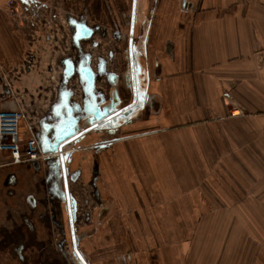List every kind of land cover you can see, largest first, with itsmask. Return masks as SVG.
I'll list each match as a JSON object with an SVG mask.
<instances>
[{
  "label": "crops",
  "instance_id": "crops-1",
  "mask_svg": "<svg viewBox=\"0 0 264 264\" xmlns=\"http://www.w3.org/2000/svg\"><path fill=\"white\" fill-rule=\"evenodd\" d=\"M8 1L0 0L1 92L7 91L8 77L24 70L26 52L35 43L25 24L62 7L57 0H17L9 10ZM188 2L190 7L179 0L159 1L150 32L139 22L141 64L148 63L154 73L146 57L154 51L162 62L160 73L149 80L141 77L143 89L155 99L116 135L106 130L86 135L85 146L104 141L106 148L87 162L78 160L73 167L82 169L77 183L94 179L124 199L123 207L131 203L124 208L126 219L142 235L140 222L151 220L143 210L161 206V220L170 198H185L188 172L195 174L193 196L201 187V173H208L215 192L208 204L240 205L239 214L229 209L227 220L256 221L264 245V0ZM235 109L240 114L233 115ZM7 160L0 154V166H5L1 184L15 172L19 180L14 194L43 198L45 184L38 179L47 172L46 165ZM13 200H0V237L10 234L3 225L5 207L23 205L21 198ZM10 259L8 251L0 249V264H11Z\"/></svg>",
  "mask_w": 264,
  "mask_h": 264
},
{
  "label": "flooded vegetation",
  "instance_id": "flooded-vegetation-1",
  "mask_svg": "<svg viewBox=\"0 0 264 264\" xmlns=\"http://www.w3.org/2000/svg\"><path fill=\"white\" fill-rule=\"evenodd\" d=\"M57 1L62 6L60 12L63 14L54 18L61 20L65 28L67 51L55 65L53 88H50L55 96L48 117L43 121H32V128L39 137L44 134L45 125H50L47 133L53 140L61 119L68 117L62 105L63 93L69 95V104L80 108V111L74 110L73 113L77 117V124L82 130L89 127L85 122L89 114L85 112V106L92 97L88 92V83L80 72L86 64L95 74L94 94L100 108L117 97L121 99V107L130 104L133 101V84L138 82L141 91L145 92V98H148L144 106L152 105L155 96L143 89L141 77L144 75V80H149L155 72L160 73L162 62L154 51L146 56L152 60L154 73L148 63H145V67L141 64V51L137 49L138 24L141 22L150 32L154 19L159 15L158 4L161 0ZM179 1L184 7L191 6L188 0ZM78 24L85 27L86 33L90 31V35L77 41ZM166 50L170 51L169 46ZM66 61L74 63V72L67 80ZM138 66L141 68L139 77ZM156 107L155 104L154 109ZM140 108L133 111L134 115L127 124L124 118H118L120 125L114 133L110 134L108 130L111 129L104 128L100 133H86L79 144L73 142L64 151L69 152V162L65 166L52 163L57 157L55 154L38 160L46 165L47 171L43 174L44 178L41 176L38 179V183L45 184V196L40 197L39 201L35 193L28 194L26 198L14 194L12 189L19 180L18 174H7L0 188V200L8 203L12 197L23 201V205L6 206L3 217V225L6 230L10 229L12 236L0 237V249L8 251L11 264H30L31 261L33 264H161L157 261V255L154 260L153 250H149L146 240L142 239L149 236L148 242H151L150 221L140 222L142 227L138 228L142 235H137L122 211L124 199L111 188H100L94 179L88 183H77L82 169H73L78 160L87 162L106 148L104 141L91 147L85 146L83 143L87 134L100 135L106 130L107 134L116 135L121 126L132 124ZM110 120L112 122L113 118L108 122ZM39 165V170L35 171L37 174L41 163ZM133 198L136 200L138 196ZM121 222H128V229H124Z\"/></svg>",
  "mask_w": 264,
  "mask_h": 264
},
{
  "label": "rangeland",
  "instance_id": "rangeland-1",
  "mask_svg": "<svg viewBox=\"0 0 264 264\" xmlns=\"http://www.w3.org/2000/svg\"><path fill=\"white\" fill-rule=\"evenodd\" d=\"M62 14L61 12L46 14V16L39 14L41 23L37 18L35 21L28 20L24 28L29 29V37L35 41L34 46L30 49L38 58L36 68L22 72V78L12 82V85H15L14 90L7 86V91L1 92L0 87V107L2 105L25 106L27 121L25 120L24 123L45 120L52 106L55 93L50 89L53 88V80H51L46 66L49 63L57 65L66 53V31L64 27H61L64 36L60 41H57L56 38L53 42L54 46L46 45L43 37L47 36L49 29L43 18L49 15L53 18L54 16L62 17ZM30 18L32 19V16ZM13 80H17V78L15 77ZM44 86L49 87L44 90ZM23 132H26L25 128ZM88 141H91V138H88ZM2 155L5 156L7 153ZM36 161H32V164L34 165ZM0 164L3 162L0 161ZM4 167L0 166V173ZM201 174L204 176L201 187L198 186L199 191L193 196L195 188L193 176L195 174L193 170L188 172L186 184L189 186L185 188V198L177 197V201L176 198H170L169 205L166 207L168 211L165 214L164 210L162 221H159L160 218H158L161 215V206L152 208L150 211L143 210L144 214L151 219L152 236L151 242H148L149 236L142 237V239L146 240L147 248L153 250L154 260L157 255V261L161 264H215V261L220 264H264L263 238L258 237L256 221L244 222L239 218L227 220L230 210L233 212L237 210L238 214L240 213L238 204L229 206L210 203L209 205L210 196L215 192L210 188L209 174ZM129 204L131 205V203ZM129 204L122 208L123 212ZM1 225L0 221V228ZM120 225L124 229H128V222H121Z\"/></svg>",
  "mask_w": 264,
  "mask_h": 264
},
{
  "label": "water",
  "instance_id": "water-1",
  "mask_svg": "<svg viewBox=\"0 0 264 264\" xmlns=\"http://www.w3.org/2000/svg\"><path fill=\"white\" fill-rule=\"evenodd\" d=\"M85 30L86 29L84 26H80V24L77 25V41L90 35V31L86 33ZM66 65L67 68L65 71V77L67 80V78L70 77V75L74 72V63L72 61H66ZM80 72L82 77L88 83V92L92 97V100L85 106V112L88 111L89 113L85 122L89 124V127L85 130H82V127L77 124V117L73 116V113L74 110L80 111V108L78 105L72 106L69 104V95L67 93H63L64 97L62 105L67 110L68 117L66 119H61V123L56 127L55 138L51 140L48 136L47 132L51 128L50 125H45V132L41 137H39L38 134L35 136L42 152L46 154V158H48L47 156L50 154H55L57 157L54 158V161L52 160V163H60L62 166H65L66 163L69 162L67 159L69 152L64 153V151L67 149V147L71 146L73 142H75V144H79L85 139V136L83 135L86 133L93 131H95V133H100L104 128L111 129L108 130L110 134L114 133L115 128L119 127L120 125L118 118H124L123 121L125 124H127L128 121H130L131 116L134 115L132 114L133 111L137 107H143L148 101V98H145V92L141 91L140 83L138 82V84H133V101L130 104L121 107V99L117 97L116 99L113 98L110 104L104 105L103 108H100L96 103L97 98L94 94V72L87 64L81 68ZM140 73L141 68L138 66L137 77H139ZM84 117H86V115ZM112 118L113 121L111 122L110 120L108 122V120Z\"/></svg>",
  "mask_w": 264,
  "mask_h": 264
},
{
  "label": "built area",
  "instance_id": "built-area-1",
  "mask_svg": "<svg viewBox=\"0 0 264 264\" xmlns=\"http://www.w3.org/2000/svg\"><path fill=\"white\" fill-rule=\"evenodd\" d=\"M16 2L17 0L8 1L7 7L9 10H12V7L16 6ZM43 19V21H45V25H47L49 29V33L47 36L43 37V41L46 45L51 46L56 38L57 41H60L61 37L64 36V32H61L63 24L61 23V20H56L50 15L44 17ZM33 46L34 44L31 45V47ZM24 61V70L17 72L15 76L9 78V81L6 84L11 90L15 89V85H12V81H17L18 79L20 80L22 72L36 68L38 58L31 49H28ZM46 70L49 71L50 78L53 80L55 76V65L49 63L46 66ZM15 77L17 80H13ZM48 87L49 86H44L43 88L45 90ZM26 112L25 106L23 105H2L0 107V154L7 153V155H5V159H8L6 164L32 162L35 160H41L46 156V154L42 152L35 137L37 136V132L32 128V123H24L25 120L27 121ZM232 114H240V110L235 109ZM23 125L26 131L25 133L23 132Z\"/></svg>",
  "mask_w": 264,
  "mask_h": 264
}]
</instances>
